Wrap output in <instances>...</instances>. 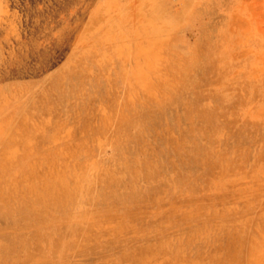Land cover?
Listing matches in <instances>:
<instances>
[{
	"label": "rangeland",
	"instance_id": "rangeland-1",
	"mask_svg": "<svg viewBox=\"0 0 264 264\" xmlns=\"http://www.w3.org/2000/svg\"><path fill=\"white\" fill-rule=\"evenodd\" d=\"M0 212V264H264V0H0Z\"/></svg>",
	"mask_w": 264,
	"mask_h": 264
},
{
	"label": "bare ground",
	"instance_id": "bare-ground-1",
	"mask_svg": "<svg viewBox=\"0 0 264 264\" xmlns=\"http://www.w3.org/2000/svg\"><path fill=\"white\" fill-rule=\"evenodd\" d=\"M39 21V20H38ZM33 28V27H32ZM38 55V54H37ZM122 191V190H121ZM117 192V191H116ZM115 193V192H114ZM121 193V192H120ZM125 193V192H124ZM105 195H107V194H105ZM118 195H119V193H118ZM109 196V195H108ZM111 196V195H110ZM126 197H128V196H126ZM116 198V197H115ZM114 198V199H115ZM105 199V198H104ZM116 200V199H115ZM123 200V199H122ZM103 201V200H102ZM113 201V200H112ZM118 201V200H117ZM19 209V208H18ZM2 211V210H1ZM8 212V211H7ZM1 213V212H0ZM22 213V212H21ZM12 214H14V213H12ZM1 215V214H0ZM9 215V214H8ZM5 217V216H4ZM8 217V216H7ZM12 217V216H11ZM25 217V216H24ZM20 219H23V218H20ZM7 220V219H6ZM15 222V221H14ZM11 233H12V231H11ZM9 234H10V232H9ZM6 237V236H5ZM12 237V236H11ZM12 239H13V237H12ZM12 244V243H11ZM11 246V245H10Z\"/></svg>",
	"mask_w": 264,
	"mask_h": 264
}]
</instances>
